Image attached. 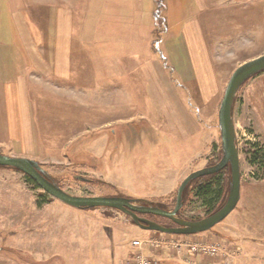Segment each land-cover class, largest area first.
I'll return each instance as SVG.
<instances>
[{
  "label": "rangeland",
  "instance_id": "374dc122",
  "mask_svg": "<svg viewBox=\"0 0 264 264\" xmlns=\"http://www.w3.org/2000/svg\"><path fill=\"white\" fill-rule=\"evenodd\" d=\"M74 1L86 21L75 14L84 29L75 31L83 40L73 42L71 87L47 84L39 95L34 82L33 146L24 149L0 131V152L38 161L70 193L143 198L171 209L183 178L219 161L220 102L233 70L264 53V0ZM160 89L176 103L179 129L162 119ZM232 113L240 198L209 230H148L116 208H77L23 171L0 165V264H132L133 239L143 240L154 264H179V253L188 249L171 247L174 242L221 248L214 256L188 250L184 258L192 264H264V172L251 162L264 146V70L238 88ZM79 130L83 134L74 135ZM179 211L190 220L209 215L192 193ZM241 235L244 244L230 242Z\"/></svg>",
  "mask_w": 264,
  "mask_h": 264
},
{
  "label": "crops",
  "instance_id": "0c3cea01",
  "mask_svg": "<svg viewBox=\"0 0 264 264\" xmlns=\"http://www.w3.org/2000/svg\"><path fill=\"white\" fill-rule=\"evenodd\" d=\"M84 12L85 9L74 0H0V131L9 134L12 141L24 149L33 146L30 86L36 82L39 88L36 94L39 95L47 84L64 91L70 89L69 81L75 67L73 42L74 39L83 40L82 34L75 37V31L84 29L76 23L75 14H79L84 22ZM198 24L195 23L197 29L193 31L196 30L199 36ZM200 52L206 54L207 50ZM82 60L80 55L78 61ZM161 91L165 94L162 100L166 110L162 119L168 127L179 129L176 103L172 102L168 90ZM201 91L207 93L206 87L201 85ZM84 103L87 105V98ZM94 127L97 129L98 124ZM81 134L83 130L74 133L76 136ZM244 236H238L241 237L239 242L234 239L230 242L244 244ZM256 251L255 248L253 252ZM187 252L179 253V264L181 261L192 264L184 258ZM194 259L199 261L198 256Z\"/></svg>",
  "mask_w": 264,
  "mask_h": 264
},
{
  "label": "water",
  "instance_id": "95a60500",
  "mask_svg": "<svg viewBox=\"0 0 264 264\" xmlns=\"http://www.w3.org/2000/svg\"><path fill=\"white\" fill-rule=\"evenodd\" d=\"M264 70V53L250 58L231 73L220 102L218 124L221 135L222 156L216 163L207 165L188 173L180 182L176 192L173 208H162L158 204L143 198L120 195H81L63 189L36 160L24 156H11L0 152V165L10 166L29 175L38 186L53 197L77 208L112 207L123 211L139 226L148 230L168 233L192 234L209 230L225 218L237 205L240 198L241 172L239 149L233 118V103L238 88L247 79ZM230 167L228 195L223 204L211 214L190 220L178 214L183 205V193L187 185L195 178L217 172L225 166ZM139 213H152L170 218L175 225H165L141 216Z\"/></svg>",
  "mask_w": 264,
  "mask_h": 264
},
{
  "label": "trees",
  "instance_id": "16d2710c",
  "mask_svg": "<svg viewBox=\"0 0 264 264\" xmlns=\"http://www.w3.org/2000/svg\"><path fill=\"white\" fill-rule=\"evenodd\" d=\"M158 3L161 5L162 1L158 0ZM215 152L217 156L216 158L219 160L222 152L220 147H218L217 151ZM251 162L253 165H256L258 169H262L264 172V146L253 151ZM211 163L214 162L211 161ZM27 177L31 181L35 182L30 176ZM230 178L231 173L230 167L228 165L217 172L199 176L193 179L185 188L183 193V201L185 200L188 193H192V195L202 198L207 210L206 212L210 214L223 204L229 191ZM179 215L185 217L181 211H179Z\"/></svg>",
  "mask_w": 264,
  "mask_h": 264
},
{
  "label": "built area",
  "instance_id": "2783aa9c",
  "mask_svg": "<svg viewBox=\"0 0 264 264\" xmlns=\"http://www.w3.org/2000/svg\"><path fill=\"white\" fill-rule=\"evenodd\" d=\"M161 244L160 243H155L154 245L156 247H159V245ZM131 245L133 246V248H136L137 251L134 252L133 254V257H132V264H154V261L148 257L144 251H143V240L141 239H133L132 242H131ZM182 245H186L187 246V249L189 251H191L192 253H195V252H199V253H202V254H205V255H211V256H214V255H217L219 253V251H221V248H219V246L216 244H206V243H172L171 244V247H174V248H181ZM135 251V250H134ZM156 262V261H155Z\"/></svg>",
  "mask_w": 264,
  "mask_h": 264
},
{
  "label": "flooded vegetation",
  "instance_id": "af4514ba",
  "mask_svg": "<svg viewBox=\"0 0 264 264\" xmlns=\"http://www.w3.org/2000/svg\"><path fill=\"white\" fill-rule=\"evenodd\" d=\"M48 174V173H47ZM141 216H145L146 218H149V219H152L153 220V218L152 217H148L147 215H148V213H139ZM168 219H170V218H168ZM171 220V219H170ZM172 221V220H171ZM157 222H159V221H157ZM159 223H161V222H159ZM171 223H173L172 225H175V223L172 221Z\"/></svg>",
  "mask_w": 264,
  "mask_h": 264
}]
</instances>
